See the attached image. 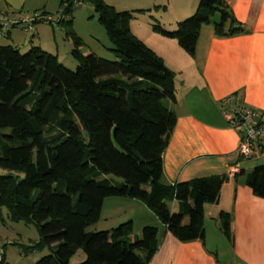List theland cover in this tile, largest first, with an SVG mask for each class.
<instances>
[{"label": "trees", "instance_id": "16d2710c", "mask_svg": "<svg viewBox=\"0 0 264 264\" xmlns=\"http://www.w3.org/2000/svg\"><path fill=\"white\" fill-rule=\"evenodd\" d=\"M89 3L115 61L81 53L72 29L81 0H61L57 25L74 42L76 71L39 47L22 54L0 46V169L10 173L0 176V220L5 208L11 221L37 227L40 240L28 249L49 251L37 264H70L79 250L86 256L80 264H149L160 246L157 227L144 226L140 237L132 220L90 231L105 200L139 201L179 241L203 240L204 206L218 202L228 176L164 182L163 155L177 119L167 106L176 100L174 73L130 29L137 14L151 10ZM205 25L221 38L248 33L223 0H198L193 15L174 30L154 17L151 28L193 57ZM242 179L264 199V166ZM219 222L231 239V216L221 213Z\"/></svg>", "mask_w": 264, "mask_h": 264}, {"label": "crops", "instance_id": "0c3cea01", "mask_svg": "<svg viewBox=\"0 0 264 264\" xmlns=\"http://www.w3.org/2000/svg\"><path fill=\"white\" fill-rule=\"evenodd\" d=\"M104 1L119 11L151 10L135 16L130 24L131 32L174 73L176 100L168 101L167 106L177 119L163 155L164 182L183 183L224 175L228 176V181L220 190L218 202L204 206L203 240L179 241L143 203L123 198L106 199L100 221L107 222L100 226L99 221L90 231L110 230L133 220L131 213L117 218L121 212L116 208L127 206L141 210L149 217L144 226L159 229L160 246L149 264H264V199L254 195L242 179V173L264 166V153L250 159L238 156L241 131L231 125L224 113L228 110L225 101L230 98L232 105L264 109V0H223L248 33L221 38L216 36L212 26L205 25L200 30L193 57L176 40L155 33L150 20L154 17L165 27L168 22L176 26L193 15L198 0ZM60 2L0 0L2 10L13 16L36 11L56 16L61 11ZM164 5H167L165 12L154 10V7ZM140 16L146 17L142 20L143 28L136 24L141 21L138 20ZM58 27L61 29L52 26L53 30H45L41 24H36L30 32L14 28L7 37L0 35V45H11L19 50L39 47L56 55L58 60L67 58L75 45L67 31L58 30ZM75 34L78 37L76 31ZM89 37L95 38L94 35ZM60 44L66 49L63 57ZM93 52L97 54V51ZM233 169L235 173L231 174ZM106 207L114 211L105 217ZM221 213L231 216V239L221 229Z\"/></svg>", "mask_w": 264, "mask_h": 264}, {"label": "rangeland", "instance_id": "374dc122", "mask_svg": "<svg viewBox=\"0 0 264 264\" xmlns=\"http://www.w3.org/2000/svg\"><path fill=\"white\" fill-rule=\"evenodd\" d=\"M167 8V5H164ZM127 11V10H125ZM129 11V10H128ZM161 12H165L161 10ZM171 17L173 16L172 10L169 12ZM73 32L78 33V37L82 41V46L80 47V51L82 54L87 55L97 51V56L106 59L109 61H115L116 58L113 54H111L107 48L111 47V43L107 37L105 28L99 23L98 16L93 8V6L89 3V0H81V4L77 6L73 14ZM144 16V15H143ZM140 16L137 21V25L141 28L144 27L143 17ZM149 16V15H148ZM52 19L55 18V15H50ZM191 17V16H189ZM187 17V18H189ZM168 18V16H167ZM165 17V20L167 21ZM186 18V19H187ZM152 24V21L150 20ZM166 24V27L163 26L167 30L176 29L175 24ZM45 30H53L50 24H41ZM174 25V26H173ZM57 27V26H55ZM58 30L63 29L67 31L66 28L58 27ZM89 35H94V39H91ZM1 46V45H0ZM22 47V46H21ZM30 49L21 48L20 52L22 54H26ZM64 44L59 45V51L62 53V57L65 52ZM67 69L71 71L77 70V62L71 56V53L67 56V58H63L59 60ZM10 174L9 171L0 169V176ZM21 177V176H20ZM112 200H117L112 198ZM123 200V199H121ZM143 206V205H142ZM145 208V207H143ZM113 208L106 207L103 213V216H107L111 214ZM116 210L121 212L120 216H115L117 218L123 216L124 214H129L132 216L133 221V231L135 235L139 237L142 234V229L144 227L145 221L149 220V217L146 216L141 210L129 209L127 206H123L116 208ZM115 210V211H116ZM126 210V211H124ZM114 211V210H113ZM147 214V213H146ZM3 220H0V259L4 256V260L6 264H37L43 257L49 254L47 249H43L41 251H30L28 248L31 247L34 243L40 240V234L37 227L33 224H26L25 222H13L8 218V211L4 208L2 210ZM106 220H101L99 225L103 226ZM122 224V223H121ZM118 224L116 227H118ZM86 256L83 251L79 250L70 260V264H80L85 260Z\"/></svg>", "mask_w": 264, "mask_h": 264}, {"label": "built area", "instance_id": "2783aa9c", "mask_svg": "<svg viewBox=\"0 0 264 264\" xmlns=\"http://www.w3.org/2000/svg\"><path fill=\"white\" fill-rule=\"evenodd\" d=\"M61 19L63 17L60 15L52 19L41 11L13 16L10 12L2 10L0 4V35L5 36L14 28L30 32L36 24H50L55 27ZM225 103L228 105V110L224 111L225 115L229 117L231 125L241 131V141L236 151L238 156L250 159L264 153V109L259 111L242 104L232 105L231 98ZM232 173H235L234 169Z\"/></svg>", "mask_w": 264, "mask_h": 264}]
</instances>
